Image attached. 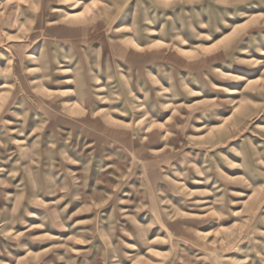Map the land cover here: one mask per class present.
I'll list each match as a JSON object with an SVG mask.
<instances>
[{"label": "rangeland", "instance_id": "1", "mask_svg": "<svg viewBox=\"0 0 264 264\" xmlns=\"http://www.w3.org/2000/svg\"><path fill=\"white\" fill-rule=\"evenodd\" d=\"M0 264H264V0H0Z\"/></svg>", "mask_w": 264, "mask_h": 264}]
</instances>
